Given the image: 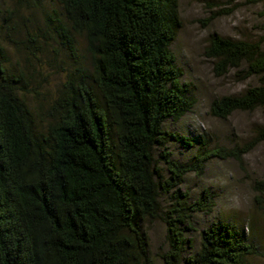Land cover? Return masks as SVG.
<instances>
[{
  "label": "trees",
  "instance_id": "obj_1",
  "mask_svg": "<svg viewBox=\"0 0 264 264\" xmlns=\"http://www.w3.org/2000/svg\"><path fill=\"white\" fill-rule=\"evenodd\" d=\"M58 2L65 19L56 10L48 14L50 31L72 56L75 36L85 37L91 68L68 72L45 126L20 96L19 79L6 72L0 41V264H157L144 229L148 219L166 225L162 264H248L262 255L231 220L203 229L199 250L185 254L194 216L215 207L208 189L191 199L185 177L202 176L214 157L240 161L264 143V122L243 145L202 149L190 163L173 157L171 139L194 143L164 125L196 104L171 49L182 26L179 0ZM205 56L216 76L235 70L258 79L240 95L215 98L213 116L264 112L261 42L214 32Z\"/></svg>",
  "mask_w": 264,
  "mask_h": 264
},
{
  "label": "rangeland",
  "instance_id": "obj_2",
  "mask_svg": "<svg viewBox=\"0 0 264 264\" xmlns=\"http://www.w3.org/2000/svg\"><path fill=\"white\" fill-rule=\"evenodd\" d=\"M63 9L58 0L24 6L16 0H0V41L5 49L4 67L22 84L20 96L41 127L49 120L48 110L70 70L78 73L91 68L87 40L76 35V55L72 56L57 41L47 15ZM182 22L171 49L183 83L196 98V104L179 122L167 121L164 128L193 142L171 139L168 143L173 157L190 163L202 149L223 146L234 148L249 142L258 126L264 122V112L238 111L222 119L210 112L212 101L224 95H240L258 84L255 77L246 78L232 70L216 76L214 61L205 56L212 33L234 40L261 42L264 50V0H179ZM65 19V16H64ZM51 30V31H50ZM33 40V41H30ZM164 176L168 171L162 163ZM191 199H197L205 189L215 196V207L209 214L194 216L195 230L188 232L192 247L186 255L199 250L201 231L220 220H231L242 235L254 239L262 255L252 256L248 264H264V143H259L242 159L214 157L206 164L204 174L189 173L182 185ZM169 199L163 195L162 203ZM144 229L149 237L151 256L162 264L160 254L167 249L166 225L161 219H148Z\"/></svg>",
  "mask_w": 264,
  "mask_h": 264
}]
</instances>
